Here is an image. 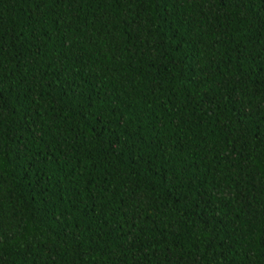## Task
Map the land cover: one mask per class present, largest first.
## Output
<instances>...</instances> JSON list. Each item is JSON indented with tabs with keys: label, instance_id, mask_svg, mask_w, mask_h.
Segmentation results:
<instances>
[{
	"label": "trees",
	"instance_id": "obj_1",
	"mask_svg": "<svg viewBox=\"0 0 264 264\" xmlns=\"http://www.w3.org/2000/svg\"><path fill=\"white\" fill-rule=\"evenodd\" d=\"M0 264H264V0H0Z\"/></svg>",
	"mask_w": 264,
	"mask_h": 264
}]
</instances>
